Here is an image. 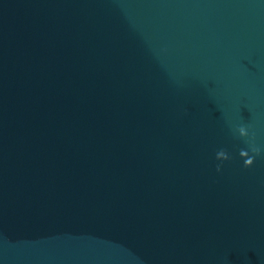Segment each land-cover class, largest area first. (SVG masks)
<instances>
[{"label":"water","instance_id":"obj_1","mask_svg":"<svg viewBox=\"0 0 264 264\" xmlns=\"http://www.w3.org/2000/svg\"><path fill=\"white\" fill-rule=\"evenodd\" d=\"M239 125L264 0H0V264H264Z\"/></svg>","mask_w":264,"mask_h":264},{"label":"clouds","instance_id":"obj_2","mask_svg":"<svg viewBox=\"0 0 264 264\" xmlns=\"http://www.w3.org/2000/svg\"><path fill=\"white\" fill-rule=\"evenodd\" d=\"M250 126L239 125L233 129V134H239V137H244L248 144V149H241L239 155L245 158L243 163L245 168L251 167L258 156L264 155V145H258L255 141V134L249 132ZM216 159L221 161L216 165V171L220 172L224 161L230 160L231 156L226 149L221 148L216 152Z\"/></svg>","mask_w":264,"mask_h":264}]
</instances>
